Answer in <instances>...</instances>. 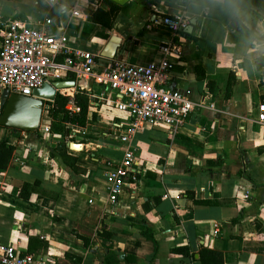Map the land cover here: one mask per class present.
<instances>
[{
  "label": "crops",
  "instance_id": "crops-1",
  "mask_svg": "<svg viewBox=\"0 0 264 264\" xmlns=\"http://www.w3.org/2000/svg\"><path fill=\"white\" fill-rule=\"evenodd\" d=\"M135 1L0 0V28L7 19H51L72 48L98 54L100 68L109 64L100 54L114 37L113 59L134 64L160 58L162 44L180 43L168 85L195 105L205 102L171 133L164 125L135 126L115 91L63 77L77 83L65 95L81 89L90 97L85 127L67 123V134H54L47 109L49 132L0 125V141L14 147L0 167V242L66 264H201L202 248L222 251L224 264H264V0H239V15L223 11L220 0H145L143 12ZM103 4L113 7L110 28L89 14ZM175 12L189 19L181 38L155 21ZM128 146L137 180L111 204L108 171L122 164ZM36 182L29 198L20 196L23 183ZM182 248L188 254L176 251Z\"/></svg>",
  "mask_w": 264,
  "mask_h": 264
},
{
  "label": "built area",
  "instance_id": "built-area-1",
  "mask_svg": "<svg viewBox=\"0 0 264 264\" xmlns=\"http://www.w3.org/2000/svg\"><path fill=\"white\" fill-rule=\"evenodd\" d=\"M155 21L178 38L189 23L182 12L167 14ZM51 25V19L38 25L17 19H7L2 24L0 89L33 96L34 90L45 82L61 80L67 75L93 80L122 97L118 108L135 120V126L139 123L164 125L171 133L177 132L197 107L205 105L204 101L195 105L188 93L168 85L174 68L173 57L182 51L180 43L162 44L159 47L162 56L146 64H134L120 57L100 68L98 54L72 48L68 36L53 32ZM67 110L71 114L79 111L73 95L68 99ZM258 118L264 124V104L259 106ZM41 130L49 132L50 126L42 123ZM130 133L120 136L123 143L129 141ZM135 162V150L128 146L122 164L108 171V201L111 204L117 202L124 187L137 180ZM0 264L66 263L51 255L22 253L0 242Z\"/></svg>",
  "mask_w": 264,
  "mask_h": 264
},
{
  "label": "trees",
  "instance_id": "trees-1",
  "mask_svg": "<svg viewBox=\"0 0 264 264\" xmlns=\"http://www.w3.org/2000/svg\"><path fill=\"white\" fill-rule=\"evenodd\" d=\"M188 0H184L186 3ZM252 3H256V0H251ZM113 10L111 6L110 10H104L102 7H98L96 11L89 12L90 17L93 22L100 23L103 27H111L109 23L110 12ZM263 58V57H262ZM72 78H74L72 76ZM69 97L61 92H58L54 101H48V116L51 118V130L54 134H67L68 130L66 127L67 123H71L75 126L85 127L88 123L87 114L90 106V97L88 93L81 89H77L74 92V101L76 105L80 107V111L71 115V113L66 109V104ZM57 151V149H56ZM14 152V147L12 145H6L4 142L0 141V167H6L9 163ZM61 155L64 154L62 150L58 151ZM74 159V158H73ZM76 160V159H74ZM68 163V162H67ZM39 182L34 184L23 183L20 186L19 194L22 197L29 198L32 191ZM177 252H183L188 254V251L184 248L176 249ZM200 262L201 264H224L223 253L217 249L202 248L200 250Z\"/></svg>",
  "mask_w": 264,
  "mask_h": 264
},
{
  "label": "water",
  "instance_id": "water-1",
  "mask_svg": "<svg viewBox=\"0 0 264 264\" xmlns=\"http://www.w3.org/2000/svg\"><path fill=\"white\" fill-rule=\"evenodd\" d=\"M112 1L122 5L127 0ZM102 8L106 9L107 5L103 4ZM190 27L192 28L193 24ZM118 48V38L114 37L102 50L100 59L106 63H110ZM76 84V81L73 79L56 80L51 83L45 82L42 86L34 90L33 96L11 93L9 90L4 89L0 103V109L2 111L0 125L27 132L38 131L47 102L54 101L58 92L64 89L74 88Z\"/></svg>",
  "mask_w": 264,
  "mask_h": 264
},
{
  "label": "clouds",
  "instance_id": "clouds-1",
  "mask_svg": "<svg viewBox=\"0 0 264 264\" xmlns=\"http://www.w3.org/2000/svg\"><path fill=\"white\" fill-rule=\"evenodd\" d=\"M223 11L231 15H239L242 11L239 0H220Z\"/></svg>",
  "mask_w": 264,
  "mask_h": 264
},
{
  "label": "rangeland",
  "instance_id": "rangeland-1",
  "mask_svg": "<svg viewBox=\"0 0 264 264\" xmlns=\"http://www.w3.org/2000/svg\"><path fill=\"white\" fill-rule=\"evenodd\" d=\"M157 2H160V3H158V5H162V4H166L167 6H169V5H174L173 4V0H162V1H157ZM135 5H136V10L137 11H140V12H143V10H144V8H145V5H146V2H145V0H136L135 1ZM71 90V89H70ZM62 92L61 93H67V91H68V89H66V90H61ZM47 106H48V104H47ZM47 108V107H46ZM47 112L44 114V118L42 119V123H44L45 124V122H46V120H47ZM41 129V128H40ZM40 129L38 130V132H40Z\"/></svg>",
  "mask_w": 264,
  "mask_h": 264
}]
</instances>
